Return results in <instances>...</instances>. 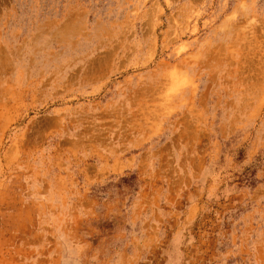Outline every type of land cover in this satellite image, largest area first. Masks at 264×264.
Returning <instances> with one entry per match:
<instances>
[{"label":"rangeland","instance_id":"rangeland-1","mask_svg":"<svg viewBox=\"0 0 264 264\" xmlns=\"http://www.w3.org/2000/svg\"><path fill=\"white\" fill-rule=\"evenodd\" d=\"M0 264H264V0H0Z\"/></svg>","mask_w":264,"mask_h":264}]
</instances>
